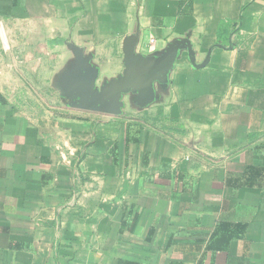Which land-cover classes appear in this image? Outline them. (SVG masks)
Here are the masks:
<instances>
[{
    "label": "crops",
    "instance_id": "0c3cea01",
    "mask_svg": "<svg viewBox=\"0 0 264 264\" xmlns=\"http://www.w3.org/2000/svg\"><path fill=\"white\" fill-rule=\"evenodd\" d=\"M0 23V264H264V0H0ZM171 64L117 116L88 98Z\"/></svg>",
    "mask_w": 264,
    "mask_h": 264
},
{
    "label": "water",
    "instance_id": "95a60500",
    "mask_svg": "<svg viewBox=\"0 0 264 264\" xmlns=\"http://www.w3.org/2000/svg\"><path fill=\"white\" fill-rule=\"evenodd\" d=\"M172 64L165 69L148 70L146 72H135L131 67L127 71L126 77L120 81H117L108 88L104 94H91L87 97L94 102L96 112L117 116L120 113L119 99L121 94L129 91L131 88L137 86V81L140 77H152L159 74L168 72L172 68ZM91 88L89 87V91ZM85 94L82 96L86 98Z\"/></svg>",
    "mask_w": 264,
    "mask_h": 264
},
{
    "label": "built area",
    "instance_id": "2783aa9c",
    "mask_svg": "<svg viewBox=\"0 0 264 264\" xmlns=\"http://www.w3.org/2000/svg\"><path fill=\"white\" fill-rule=\"evenodd\" d=\"M0 37L3 40L4 47L6 49H9L10 47L8 45V34H7L6 27L3 23H0ZM154 41L155 40H152V43H154Z\"/></svg>",
    "mask_w": 264,
    "mask_h": 264
},
{
    "label": "trees",
    "instance_id": "16d2710c",
    "mask_svg": "<svg viewBox=\"0 0 264 264\" xmlns=\"http://www.w3.org/2000/svg\"><path fill=\"white\" fill-rule=\"evenodd\" d=\"M183 1H188L189 3L191 2V0H183Z\"/></svg>",
    "mask_w": 264,
    "mask_h": 264
}]
</instances>
